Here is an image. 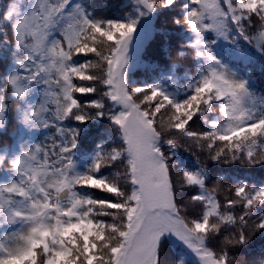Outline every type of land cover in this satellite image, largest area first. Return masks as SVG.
<instances>
[{
  "label": "snow or ice",
  "instance_id": "6c2138e0",
  "mask_svg": "<svg viewBox=\"0 0 264 264\" xmlns=\"http://www.w3.org/2000/svg\"><path fill=\"white\" fill-rule=\"evenodd\" d=\"M115 6L0 0V264H264V0ZM158 9L174 91L128 76Z\"/></svg>",
  "mask_w": 264,
  "mask_h": 264
},
{
  "label": "trees",
  "instance_id": "16d2710c",
  "mask_svg": "<svg viewBox=\"0 0 264 264\" xmlns=\"http://www.w3.org/2000/svg\"><path fill=\"white\" fill-rule=\"evenodd\" d=\"M108 3L115 4L116 6L109 7L107 10L96 9L93 14L97 17L103 16L105 19H123L126 13L131 12V0H108ZM173 14L172 10L158 9L154 13L156 23L155 31L166 22L167 27L172 28L173 26L171 25L170 20ZM145 17L146 15L140 18L137 29L143 23ZM215 52L225 61L236 64V66L241 69L242 74L245 72L244 66L236 63L235 57L238 56V53L233 46L221 42L215 46ZM245 55L254 58L253 64L250 66L253 74L257 77L264 75V72H261V66L264 65V59L248 49L245 50ZM157 58L158 50L153 38L149 41L148 45L134 51L131 55V65L128 73L130 83H133L134 86L161 83L164 88L169 91H174L175 88L180 86V82H178L175 77H173V81L170 82L164 78L166 73H162L159 69L149 71L143 67L145 61H156ZM24 139H27V136H25Z\"/></svg>",
  "mask_w": 264,
  "mask_h": 264
},
{
  "label": "rangeland",
  "instance_id": "374dc122",
  "mask_svg": "<svg viewBox=\"0 0 264 264\" xmlns=\"http://www.w3.org/2000/svg\"><path fill=\"white\" fill-rule=\"evenodd\" d=\"M155 28L156 23L154 13L146 14L145 20L133 34L130 46V55H132L134 51L148 45L149 41L153 38Z\"/></svg>",
  "mask_w": 264,
  "mask_h": 264
}]
</instances>
